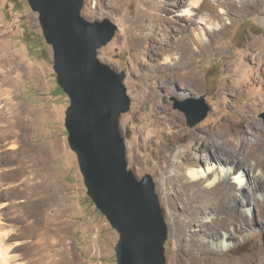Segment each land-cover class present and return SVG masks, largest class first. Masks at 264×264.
I'll use <instances>...</instances> for the list:
<instances>
[{
    "label": "rangeland",
    "instance_id": "1",
    "mask_svg": "<svg viewBox=\"0 0 264 264\" xmlns=\"http://www.w3.org/2000/svg\"><path fill=\"white\" fill-rule=\"evenodd\" d=\"M194 1L85 0L82 15L92 22L110 19L119 28L99 58L126 74L132 107L121 118V131L130 134L129 169L138 179L151 175L156 182L169 227L167 264H211L215 259L242 264L264 250V199L256 195L261 205H254L251 225L236 218V226L228 229L230 247L217 251L211 244L214 230L205 225L227 216L210 209L213 187L205 180L195 184L188 173L176 178L182 167L207 169L213 163L214 150L201 145L203 137L222 143L211 134L234 138L254 121L261 123L264 140V108L258 103L264 97V2L232 26L234 16L223 22L217 16L230 0ZM39 17L29 0H0V264H35L37 246L46 241L53 264H118L120 233L89 196L70 147L66 117L71 101L58 84L54 50ZM225 24L230 28L221 32ZM184 37H191L197 52L190 63L178 49ZM193 97H205L211 111L191 128L175 104ZM11 104L30 120L24 136ZM23 142L33 149L35 162L23 153ZM29 177L45 182L42 192L51 196L57 215L42 231L31 227L42 202H28L17 192ZM246 187L237 195L248 198L254 184L249 181ZM198 192L207 195L208 207L193 216ZM197 241L206 244L208 254Z\"/></svg>",
    "mask_w": 264,
    "mask_h": 264
},
{
    "label": "water",
    "instance_id": "2",
    "mask_svg": "<svg viewBox=\"0 0 264 264\" xmlns=\"http://www.w3.org/2000/svg\"><path fill=\"white\" fill-rule=\"evenodd\" d=\"M85 0H29L46 41L53 47L55 72L69 96L66 127L88 193L120 233L118 264H167L169 227L156 182L138 179L129 169L121 118L132 107L120 73L99 58V51L119 31L110 19L92 22L83 15ZM189 127L204 121L211 108L205 97L176 100Z\"/></svg>",
    "mask_w": 264,
    "mask_h": 264
},
{
    "label": "bare ground",
    "instance_id": "3",
    "mask_svg": "<svg viewBox=\"0 0 264 264\" xmlns=\"http://www.w3.org/2000/svg\"><path fill=\"white\" fill-rule=\"evenodd\" d=\"M148 1L151 3L153 0ZM197 1L200 0H195L194 2L197 3ZM262 2H264V0H240L239 2L236 0H230L226 11L222 14H217L218 19L223 22V20L226 19V16H234V20L230 18L233 22H229V24L232 23L231 25L233 26L239 19L245 18L249 13L256 11ZM211 12H213L212 9ZM160 20L165 21V19ZM229 28L230 26L225 24L221 32H226ZM180 40L178 49L182 52V55L186 58L187 62L190 63L197 55L196 50L192 48V39L191 37H184ZM203 48H205V46H203ZM251 72L253 74L256 73V69L251 70ZM258 103L259 106L264 108V97L259 99ZM11 106L14 108V118L18 119L17 121L22 124L23 128L21 126L20 127L22 128L24 136L25 132L28 133L30 130V120L27 118H21L22 115H20V113H16L17 110L15 108L18 105L11 104ZM24 122L27 123V125H25ZM211 135L215 138L219 137L222 140V143L213 142L211 144L207 138L209 136L201 138L200 143L202 146L209 147L214 150L213 163L209 165L207 169L196 166L190 167L189 169L182 167L181 171L177 173L178 177L176 179H183V175L185 176V174L188 173V176L193 182H195V184H200L202 180H205L208 182V186L213 187L212 191H204L205 193L208 192L209 196L213 198L209 201L210 209L212 212L215 211L219 214H226L227 217L223 220L218 218L214 221H209L205 227H207L209 231L214 230V233L211 234L214 240L211 243L212 247L217 251H225L231 244L230 239L232 233L230 234L228 229L232 226H236V218L241 219L246 226H250L253 222L251 213L254 205H261L256 201V195H259L264 199V140L262 139L263 133L261 123H256L254 121H250L241 133L234 136V138L229 137L228 134L223 136H219L218 134ZM22 145L24 148L23 153L26 154V157L35 162L36 160L33 157L34 154H32L34 153L33 149H26V142H23ZM16 147L17 146H15V148ZM30 168L32 167H26L25 171ZM232 179L235 182L231 183ZM249 181L254 184L253 189L249 193V197L246 198L244 195H237L236 190L239 192L241 191L242 193V191L247 188L246 185H248ZM43 187H46L45 182L38 184L34 181V179L29 177L24 183V189L20 190L17 188L18 195L27 198L28 202H35L38 200L42 202L43 206L40 214L34 223L31 224V227L34 229H40L41 231L51 227L57 220V215H54L52 210V198L48 192H42ZM206 197L207 195L205 196L203 194H199V192L195 194L193 197L194 205L192 204L193 208L191 210V214L193 216L204 213V209L202 208L208 207V204L205 206L204 202ZM223 198H227L228 203H223ZM243 207L247 210H243ZM259 213L261 214L262 211L259 210ZM233 232H236V229ZM252 235L255 236L256 234L253 233ZM196 243L202 251L205 253L207 252L208 247H206L205 243L200 241H197ZM37 248H40V252L38 253L40 257L36 260L35 264L54 263L53 256L50 253L52 247L49 245V241H46L45 244L38 245ZM1 259L2 257L0 256V260ZM202 259L197 258L198 261ZM230 263L222 259H215L211 264ZM58 264L69 263L68 260H62ZM242 264H264V250L257 252L250 258L245 259Z\"/></svg>",
    "mask_w": 264,
    "mask_h": 264
}]
</instances>
